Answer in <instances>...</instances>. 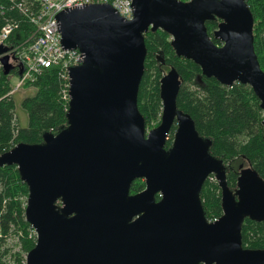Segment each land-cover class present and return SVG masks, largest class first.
Segmentation results:
<instances>
[{
  "label": "water",
  "instance_id": "1",
  "mask_svg": "<svg viewBox=\"0 0 264 264\" xmlns=\"http://www.w3.org/2000/svg\"><path fill=\"white\" fill-rule=\"evenodd\" d=\"M132 1V20L106 3L56 17L63 46L84 54L68 69L67 124L45 133L40 144L20 143L0 156V167L16 166L29 189L26 220L37 241L26 264H264V249L244 248L242 237L246 219L264 222V180L249 166L234 190L228 186L227 166L211 154L212 142L178 108L177 70L161 79L157 127L147 129L138 107L145 35L163 30L177 57L226 87L250 86L264 111V71L248 3ZM215 19L221 23L214 38L222 45L206 27ZM11 51L0 43L6 74L15 68ZM211 175L223 210L213 223L201 198ZM137 180L146 188L134 195Z\"/></svg>",
  "mask_w": 264,
  "mask_h": 264
},
{
  "label": "trees",
  "instance_id": "2",
  "mask_svg": "<svg viewBox=\"0 0 264 264\" xmlns=\"http://www.w3.org/2000/svg\"><path fill=\"white\" fill-rule=\"evenodd\" d=\"M188 2L190 0H182ZM254 19L255 52L264 71V0H246ZM20 3L31 9L39 7L36 0H0V33L9 23L17 28L8 40L13 48L23 44L37 31V26L20 9ZM220 20L206 24L214 38ZM147 58L141 82L138 107L146 119L147 128L160 124L163 103L160 96L161 79L172 68L182 80L178 108L195 121L200 135L212 142L211 154L227 166V183L234 190L242 169L252 166L264 180V111L260 100L248 85L226 87L215 78L202 75L193 61L177 57L171 46V37L163 30L145 35ZM16 66L10 74L0 63V156L20 143L40 144L47 132L57 133L67 124L68 101L63 95V79L59 68L45 69L33 84L32 96L22 102L28 115V126L22 128L15 119L16 101L9 93L14 89L12 78L18 76ZM176 132L173 126L167 146H171ZM208 178L201 193L208 220L222 214L221 189L218 182ZM144 180H137L132 194L144 191ZM29 197L28 186L21 180L16 166L0 167V264H26L28 253L36 245V234L26 220ZM160 200V196L157 197ZM243 246L264 249V222L246 219L242 229Z\"/></svg>",
  "mask_w": 264,
  "mask_h": 264
},
{
  "label": "built area",
  "instance_id": "3",
  "mask_svg": "<svg viewBox=\"0 0 264 264\" xmlns=\"http://www.w3.org/2000/svg\"><path fill=\"white\" fill-rule=\"evenodd\" d=\"M39 7L31 9L28 5L20 3L21 11L37 26V31L23 44L13 47L11 55L16 57V64L23 71L17 87L9 96H13L27 84H33L45 69L59 68L63 79L64 99L69 101L70 76L68 69L80 65L84 54L77 49H67L62 44L57 15L66 10L82 8L91 4H110L125 20H132L134 7L132 0H36ZM16 24H7L0 33V43L8 45ZM15 119H17L15 117ZM215 177V176H214ZM211 178V176L209 177ZM216 180V177L213 178ZM209 220L210 223L216 222Z\"/></svg>",
  "mask_w": 264,
  "mask_h": 264
},
{
  "label": "rangeland",
  "instance_id": "4",
  "mask_svg": "<svg viewBox=\"0 0 264 264\" xmlns=\"http://www.w3.org/2000/svg\"><path fill=\"white\" fill-rule=\"evenodd\" d=\"M15 66H17L16 63H15ZM18 82H19L18 76H15L12 78V84L14 85V88L17 87ZM34 92H35V90L33 89V87L27 88L25 85L21 89H19V91L14 96V99L16 101V107H17L16 112H17V116L19 119V125L22 128H25L28 126V115H27V112L22 107V102L26 97L32 96L34 94ZM153 128H150V129L147 128V129L151 130Z\"/></svg>",
  "mask_w": 264,
  "mask_h": 264
},
{
  "label": "flooded vegetation",
  "instance_id": "5",
  "mask_svg": "<svg viewBox=\"0 0 264 264\" xmlns=\"http://www.w3.org/2000/svg\"><path fill=\"white\" fill-rule=\"evenodd\" d=\"M169 148V146H167Z\"/></svg>",
  "mask_w": 264,
  "mask_h": 264
}]
</instances>
